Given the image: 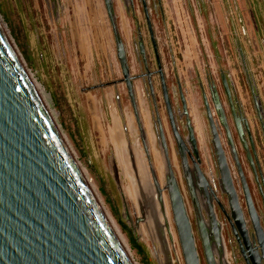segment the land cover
Wrapping results in <instances>:
<instances>
[{
  "label": "rangeland",
  "instance_id": "1",
  "mask_svg": "<svg viewBox=\"0 0 264 264\" xmlns=\"http://www.w3.org/2000/svg\"><path fill=\"white\" fill-rule=\"evenodd\" d=\"M132 1L130 9L123 0H112V5L150 150L157 152L165 167L146 112L153 115L157 108L166 126L160 85L154 75L153 104L139 77L143 73L139 39L150 72H156L158 58L176 111L180 106L177 84L181 87L201 168L207 176L213 172L215 178L204 101L210 100L212 84L228 111L220 73L228 78L247 120L255 148L253 162L264 183V134L251 96L252 89L264 122V0H147L156 54L142 4ZM0 19L26 70L48 96L50 116L134 264H183L179 248L173 252V243L167 240L163 247L137 185L133 197L127 191V175L135 177L136 154L141 156V150L103 0H60L57 11L51 0H0ZM233 137L241 168L262 212L255 175L239 140ZM231 253L229 261L241 264L238 254Z\"/></svg>",
  "mask_w": 264,
  "mask_h": 264
},
{
  "label": "water",
  "instance_id": "2",
  "mask_svg": "<svg viewBox=\"0 0 264 264\" xmlns=\"http://www.w3.org/2000/svg\"><path fill=\"white\" fill-rule=\"evenodd\" d=\"M103 2L131 95L112 3ZM251 95L264 134L262 109L252 89ZM211 133L222 180L234 198L217 135ZM173 193L185 264H199L181 199L176 189ZM246 203L252 215L247 193ZM0 264H132L1 28Z\"/></svg>",
  "mask_w": 264,
  "mask_h": 264
},
{
  "label": "flooded vegetation",
  "instance_id": "3",
  "mask_svg": "<svg viewBox=\"0 0 264 264\" xmlns=\"http://www.w3.org/2000/svg\"><path fill=\"white\" fill-rule=\"evenodd\" d=\"M123 1L126 3L127 9H130L132 7V0ZM51 2L54 6V10L57 11V9L60 7V0H51ZM140 3L143 7V14L147 24L149 38L153 46V51L156 54L151 24L148 16L149 12L146 8V3H148V1L140 0ZM116 28L118 32L117 25ZM137 53L140 56L143 66V73L139 77L140 79L144 80L145 86L148 90L153 104L155 101L153 97L152 77L154 75L158 77L166 119V126H164L163 119L158 113L157 108L154 107L153 115H151V112L149 110H145L148 114L149 131L153 136L155 148L161 154V157L165 162V167L163 165L165 172H163L162 179H159L152 167V158L150 154L151 148L148 145L150 143V139L148 140L149 143L147 144V129L144 126L142 116H140V107L136 102L133 78L129 73V67L124 47L123 55L125 64L127 66L131 95L129 94V90L123 77L121 64L118 60L116 50V57L120 66L122 81L125 85L133 116L137 124L138 149L140 147V153L148 174L147 177L150 180L149 183H152V185H161V187L164 189V192L169 195V202L171 204V198L172 196H174L173 191L176 189L175 176L177 177V182L179 183L180 181V176L177 174L175 169L174 172L176 175L174 176V173L171 170L169 164V160L170 162H172V157L175 154L183 183V187L180 185L181 181L178 186L181 190V194H183L184 196L186 217L191 228L194 245H196L195 249L198 254L199 264H212V262L215 263V261L216 264H232L228 258L229 252H232L231 255H233V253L238 254L241 264H260V251L264 249H261L258 246V239L256 236H254V232L259 233L264 241V183L262 181H259L257 168L253 162L255 148L250 136V129L247 120L244 118L238 102L232 95L228 78L223 73H220L221 86L226 96V106L228 111L223 109V107L221 106L218 93L215 89V86H213L212 84L209 85L210 100H205L204 104L205 116L207 123H209L208 126L210 128V132L212 129L214 130L215 134L217 135L219 147L223 153L225 166L227 168L228 175L231 181L235 200L232 199V197L229 195L230 193L228 192L222 180V174L218 166L217 156L215 154L216 151L213 146L212 133L211 137L217 178H215L213 172L212 174L207 176L201 168V159L197 146L198 143L195 138V132L191 124V120L189 119L187 101L182 93L181 87L177 84V95L180 106L179 110L176 111L173 110L172 102L170 100L171 98L169 97V92L166 86L165 76L162 72V68L158 58L156 57V72H150L148 69L145 50L141 39H139V42L137 44ZM233 134L235 135L236 139L239 140V146L244 151L248 164L251 166L252 172L255 175V180L262 202V212L256 205L253 190H251L250 188L249 179L244 174L243 169L241 168L236 151V146L234 144L235 140ZM223 135L225 137L224 140H222ZM187 167L191 168V178L193 179L195 186L199 189L200 195L202 196V198L209 200L212 204L211 206L213 207V213L210 214V218L208 216V212L206 213V211H202L204 220H206L207 222L210 221L207 226L208 236L205 234L204 226L202 227L203 218H200V214H198L196 210L194 195L188 183L190 178L188 177V180L186 178V176L188 175V171L186 170ZM198 172L200 173L201 177H203L204 182H201ZM169 190L171 191V195ZM246 193L251 202L252 215H250L249 208L246 203ZM224 200L226 201V206H224L223 204ZM238 205H240L241 212L246 220L248 221L249 217H251L252 219V222L248 223V232L245 231L244 225L241 222ZM158 232L160 233L159 229ZM203 233L205 239L203 238ZM207 240L209 241V245L211 246V249L213 251V259L210 258V256L206 255L207 253L205 244ZM161 242L164 247L165 244L162 239ZM262 245H264V243L262 244L261 242V246ZM173 250L175 252L174 246ZM261 264L264 263L262 262Z\"/></svg>",
  "mask_w": 264,
  "mask_h": 264
},
{
  "label": "bare ground",
  "instance_id": "4",
  "mask_svg": "<svg viewBox=\"0 0 264 264\" xmlns=\"http://www.w3.org/2000/svg\"><path fill=\"white\" fill-rule=\"evenodd\" d=\"M0 28L2 29L3 33L5 34V36L8 38V40H9V42L11 44V47H12L13 51L15 52L18 60L22 64L23 68L25 69V71H26V73L28 75V78H29V80H30V82H31V84H32L37 96L39 97V99L42 102L43 106L45 107L46 111L48 112L49 111V108H48V96L45 95L43 89L35 82V80H33L31 75L26 70L24 62L22 61L21 57L18 54V51L14 47V44L12 43V40L9 37L7 31L5 30V27L3 26L2 22H1V19H0ZM48 114L50 115L49 112H48ZM51 119H52V117H51ZM53 122H54V120H53ZM54 124H55V122H54ZM69 151H70V149H69ZM151 152H152V156H153L152 167H153L155 173L157 174L158 178L162 179V177H163V164L160 161L159 155L157 154V152L154 151V150H152ZM70 154H71V157H72L73 161L76 163V165L78 167V170L81 173V176L85 180L90 192L92 193L95 201L97 202V204L101 208V210H102V212L104 214V217L106 219V222L109 225L111 231L113 232L114 236L118 240L119 244L121 245V247L124 250V252L127 255V257L129 258L130 262L132 264H134V262L130 258V255L128 254V251L126 250V248L124 247L122 242L119 240L118 236L116 235V232L114 231L113 226L109 222L108 217H107L103 207L101 206L95 191L93 190L91 185L88 183L83 170L81 169V167L77 163L76 158L73 156L71 151H70ZM169 164H170L171 170L174 173V176L176 175L175 172H174V169L176 170L177 174L180 176L181 183H180V181H179V183L183 187L181 174H180V169H179V165L177 163L175 154L172 157V162H170V160H169ZM134 169H135V173H136L135 177H131L130 175H127L128 179H129V184L127 183L128 184L127 191L133 197V195L135 194V192H134L135 191L134 190L135 187L134 186H135V184L137 185V188L139 190V193H140V196L142 198V201H143V203H145L146 209L148 211L147 215H148V217L151 220V225L153 227H155L156 230L157 229L160 230V233H158L160 240L162 239L164 241V243H165V241L168 239V242L170 244L173 243V246L175 248V253L177 252V249L179 248L180 253H181L182 262H183V264H185L184 257H183V252H182V247H181L179 236H178V232H177L176 221H175V209H176V207H175L174 196H172L171 204H170L169 195L164 192V189L161 187V185H159V184L158 185L157 184L152 185V183H149V178L147 177L148 174H147L146 168L144 167L143 159H142L141 156H139V154H136V167ZM136 170L138 172H136ZM186 170L188 171V173H187L188 175L186 176V178H187V180L190 178L188 183H189L190 189L192 190L193 195H194V200H195V203H196V210H197L198 214H200V218L201 219L203 218L202 211H206V213L208 212V216L210 218V214L213 213V211H212L213 207L211 206L212 204H211V202L209 200H206V199L202 198V196L200 195L199 189L195 186L194 181L191 178V168L187 167ZM179 183L177 182V177L175 176V186H176L177 192L179 193V196H180V199H181V202H182V205H183V209H184V212H185V215H186V209H185L186 206L184 204V196H183V194H181V190L179 189V186H178ZM228 192H229V190H228ZM170 195H171V191H170ZM229 195L231 197L233 196L231 193ZM232 199H234V198L232 197ZM235 206H236V204H235ZM238 207H239V214H240L241 222L244 225L245 231L248 232L249 231L248 223H251L252 219H251V217H249V219L247 221L246 218L244 217V215L241 212L240 205H238ZM209 222L210 221L207 222L206 220H204V218L202 219V227L204 226L205 234L207 236H208V227L207 226H208ZM254 236H256L257 239H258V246L261 249H264V245L261 246V242H262V244L264 243L263 239L261 238V235L259 233H257V232H254ZM203 238L205 239L204 233H203ZM194 240H195V238H194ZM175 241H177L178 247H177V244H176ZM194 246H196V245H194ZM205 246H206L207 256H210V258L213 259V251L211 249V246L209 245V241L208 240H207ZM169 248L171 249V246H169ZM171 250L174 252L173 249H171ZM196 253H197V251H196ZM197 256H198V254H197ZM262 262L264 263V250L260 251L259 263L261 264ZM212 264H216V261H215V263L212 262Z\"/></svg>",
  "mask_w": 264,
  "mask_h": 264
},
{
  "label": "crops",
  "instance_id": "5",
  "mask_svg": "<svg viewBox=\"0 0 264 264\" xmlns=\"http://www.w3.org/2000/svg\"><path fill=\"white\" fill-rule=\"evenodd\" d=\"M263 3H264V1H263Z\"/></svg>",
  "mask_w": 264,
  "mask_h": 264
}]
</instances>
